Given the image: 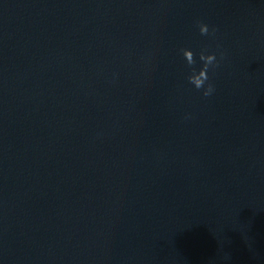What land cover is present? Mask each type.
<instances>
[{
  "label": "clouds",
  "instance_id": "9594fccd",
  "mask_svg": "<svg viewBox=\"0 0 264 264\" xmlns=\"http://www.w3.org/2000/svg\"><path fill=\"white\" fill-rule=\"evenodd\" d=\"M199 31L201 35H209V27L207 24L198 22ZM215 29H213V33ZM183 56L187 62V65L191 68V74L187 77L189 83H191L197 90L204 89L203 96L208 97L214 91V86L211 83H208L205 87L206 82L209 80L208 71L209 67H218L219 62L217 61L216 54H205L204 51H201L199 54V59L203 62V67L196 70L195 67H192L196 63L193 51L190 49H181ZM223 56V53H221Z\"/></svg>",
  "mask_w": 264,
  "mask_h": 264
}]
</instances>
